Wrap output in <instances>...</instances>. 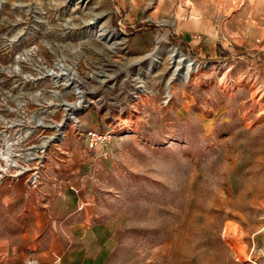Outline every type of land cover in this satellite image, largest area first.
<instances>
[{
	"label": "rangeland",
	"instance_id": "rangeland-1",
	"mask_svg": "<svg viewBox=\"0 0 264 264\" xmlns=\"http://www.w3.org/2000/svg\"><path fill=\"white\" fill-rule=\"evenodd\" d=\"M0 116L110 158L109 264H264V0H0Z\"/></svg>",
	"mask_w": 264,
	"mask_h": 264
},
{
	"label": "crops",
	"instance_id": "crops-1",
	"mask_svg": "<svg viewBox=\"0 0 264 264\" xmlns=\"http://www.w3.org/2000/svg\"><path fill=\"white\" fill-rule=\"evenodd\" d=\"M70 147L42 169L38 189L22 180L0 188V264L110 263L114 164L81 140Z\"/></svg>",
	"mask_w": 264,
	"mask_h": 264
},
{
	"label": "built area",
	"instance_id": "built-area-1",
	"mask_svg": "<svg viewBox=\"0 0 264 264\" xmlns=\"http://www.w3.org/2000/svg\"><path fill=\"white\" fill-rule=\"evenodd\" d=\"M1 117L2 116H0V118ZM17 125L19 124L13 122L9 124V127H15ZM3 128V124H0V188L6 182V178L17 181L29 175L27 178L28 187L38 189L41 186V171L39 167L34 164L36 160L44 159L45 156L41 157L40 154H31L27 152L24 157H21L18 153L12 152L9 149H4L7 144L5 138L6 134L3 133ZM88 139L89 146L94 147L98 143L103 142L105 138L97 132H90ZM46 151L47 148H45V153ZM42 153H44V151H42ZM41 162H43V160H41Z\"/></svg>",
	"mask_w": 264,
	"mask_h": 264
},
{
	"label": "bare ground",
	"instance_id": "bare-ground-1",
	"mask_svg": "<svg viewBox=\"0 0 264 264\" xmlns=\"http://www.w3.org/2000/svg\"><path fill=\"white\" fill-rule=\"evenodd\" d=\"M37 122H42V121H37ZM43 123V122H42ZM20 125H24V124H20ZM37 126H41V125H39V124H36V126L35 127H37ZM61 126L63 127V128H61ZM67 126V124H45V127H47V128H54L55 130H56V136L54 137V139L56 138L57 140L58 139H62L63 138V134L62 133H60L61 132V130H63L65 127ZM31 133V132H30ZM29 132H25L24 133V135H22V137H21V132H20V139L21 140H24L25 138H23V137H26L27 138V134H30ZM64 133V132H63ZM65 134H66V132H65ZM60 135V136H59ZM51 140V139H50ZM45 143L47 142V140L46 141H44ZM49 143V145H47V146H44V147H42L43 146V142L41 143V145H39V146H41L40 148H38V146H37V148H36V150L35 151H44V156H45V148H48L50 145H51V143H52V141H49L48 142Z\"/></svg>",
	"mask_w": 264,
	"mask_h": 264
}]
</instances>
